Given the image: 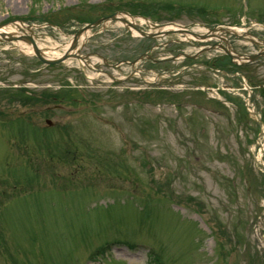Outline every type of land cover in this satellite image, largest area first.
I'll use <instances>...</instances> for the list:
<instances>
[{"label": "rangeland", "instance_id": "374dc122", "mask_svg": "<svg viewBox=\"0 0 264 264\" xmlns=\"http://www.w3.org/2000/svg\"><path fill=\"white\" fill-rule=\"evenodd\" d=\"M121 9L135 19L62 49ZM141 14L198 33L237 24L231 47L262 49L244 32L264 39V0H0V30L15 26L0 32V264H264V56L205 69L222 49L191 54L216 39L157 36ZM26 34L84 61L46 65L12 38Z\"/></svg>", "mask_w": 264, "mask_h": 264}, {"label": "water", "instance_id": "95a60500", "mask_svg": "<svg viewBox=\"0 0 264 264\" xmlns=\"http://www.w3.org/2000/svg\"><path fill=\"white\" fill-rule=\"evenodd\" d=\"M114 19H119V20H122L126 22V19L123 18V17H120V16H117L116 13H112L110 14L109 16H103V17H100L98 19H96L95 21H93L92 23H88L86 25H84L83 27L79 28L74 34H73V37H72V41H71V44H70V47L69 49L71 48H74L77 44V38L79 36V34L81 32H83L86 28H91L95 25H97L98 23H103V22H106L107 20H114ZM131 24L133 27H135L132 23H129ZM156 26H159V25H156ZM136 28V27H135ZM141 34H144L143 31H141L140 29L136 28ZM164 33H167L169 31H163ZM200 36H205V35H200ZM12 38H21V39H24L26 40L27 42H30L32 47H33V51H34V54L36 55L37 58H39L40 60H42L43 62L47 63V64H50V63H60L61 60L67 58L68 56H73V57H81L80 55H78L77 53H70L69 51H66L65 54H63L61 57H58V58H53V59H48V58H45L41 51L35 46V43L32 39L31 36H12ZM228 54H230V51L228 49H226L225 47H222ZM264 52H260V53H257V54H251V55H243L245 58H247L248 60H253L254 58H256L257 56L259 55H263ZM63 58V59H62ZM82 58V57H81ZM141 58V57H139ZM136 61L133 60L131 61L130 63L131 64H134V62Z\"/></svg>", "mask_w": 264, "mask_h": 264}, {"label": "bare ground", "instance_id": "6f19581e", "mask_svg": "<svg viewBox=\"0 0 264 264\" xmlns=\"http://www.w3.org/2000/svg\"><path fill=\"white\" fill-rule=\"evenodd\" d=\"M15 26H13V25H7V26H5V27H1V30L0 31H4V32H9V31H11L13 28H14ZM171 27H173V28H171ZM175 28H177V27H175V25H172V24H167V25H165V26H163V28L162 29H175ZM230 29V32H236V33H238L241 29L240 28H238V27H230L229 28ZM132 30V32L133 33H135L136 31L135 30H133V29H131ZM160 34H163V32H159ZM88 34H89V31H87V30H85V31H83L80 35H79V38H78V40H77V44H79L80 42H82V41H84L86 38H87V36H88ZM136 34V33H135ZM195 37L196 38V36H194V35H192V34H190V33H188L187 35H186V38H189V37ZM20 39H18L17 40V42H16V45L18 46V47H20V49H23V50H26V51H28V52H32V50H33V47H32V45H30V44H26L24 41H19ZM33 40H34V43H35V46L36 47H38V49L42 52V54L44 55V56H47V50L48 51H51V52H53V53H55L57 56H59V55H61V52H59V51H57V48L56 47H58V45H54V44H52L51 46H43V45H41L38 41H35V39L33 38ZM69 41H66V43H64V44H62L61 46H62V49L63 50H66L68 47H69ZM44 49H47L46 51L44 50ZM113 264H122V263H120V262H114Z\"/></svg>", "mask_w": 264, "mask_h": 264}, {"label": "flooded vegetation", "instance_id": "af4514ba", "mask_svg": "<svg viewBox=\"0 0 264 264\" xmlns=\"http://www.w3.org/2000/svg\"><path fill=\"white\" fill-rule=\"evenodd\" d=\"M228 61H229V62H228ZM228 61L221 60V61L216 62V63L213 62L214 65H212V64H211V65H212V66H216L217 68H224L225 66H231V65H234V64L230 63V60H229V59H228ZM250 63H251V62H250ZM235 66H236V65H235ZM207 67L210 68V65H206L205 69H206ZM26 93H28V94H32V93H30L29 91H26ZM31 96H32V95H31ZM13 131H14V133L17 134L18 136L21 135V134H23V133H22L23 130H21V129L17 128V127H14Z\"/></svg>", "mask_w": 264, "mask_h": 264}]
</instances>
